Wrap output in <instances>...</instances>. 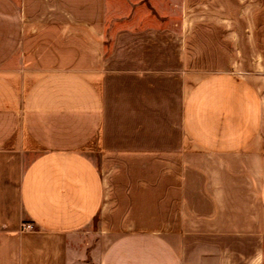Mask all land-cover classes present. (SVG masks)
Here are the masks:
<instances>
[{
    "label": "crops",
    "instance_id": "obj_1",
    "mask_svg": "<svg viewBox=\"0 0 264 264\" xmlns=\"http://www.w3.org/2000/svg\"><path fill=\"white\" fill-rule=\"evenodd\" d=\"M168 5L0 0V264H264V16Z\"/></svg>",
    "mask_w": 264,
    "mask_h": 264
},
{
    "label": "rangeland",
    "instance_id": "obj_2",
    "mask_svg": "<svg viewBox=\"0 0 264 264\" xmlns=\"http://www.w3.org/2000/svg\"><path fill=\"white\" fill-rule=\"evenodd\" d=\"M177 1L180 0H169L168 10L185 13V20L182 22L189 49L186 52L188 60H192V47L193 43H196V37L200 36L202 51L214 38L224 45L223 35L228 32L229 25L232 24V34L239 35L243 26H248L251 34L258 29L264 16V0H183V3ZM175 22L180 24L181 21ZM233 45L236 43L233 42ZM207 70L209 69L206 67L198 68L190 64V67H186V77L193 79Z\"/></svg>",
    "mask_w": 264,
    "mask_h": 264
},
{
    "label": "built area",
    "instance_id": "obj_3",
    "mask_svg": "<svg viewBox=\"0 0 264 264\" xmlns=\"http://www.w3.org/2000/svg\"><path fill=\"white\" fill-rule=\"evenodd\" d=\"M27 227H31L30 225H27Z\"/></svg>",
    "mask_w": 264,
    "mask_h": 264
}]
</instances>
